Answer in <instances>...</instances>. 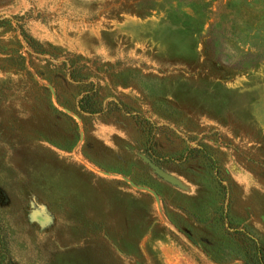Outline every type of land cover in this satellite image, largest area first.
Here are the masks:
<instances>
[{"label":"rangeland","instance_id":"obj_1","mask_svg":"<svg viewBox=\"0 0 264 264\" xmlns=\"http://www.w3.org/2000/svg\"><path fill=\"white\" fill-rule=\"evenodd\" d=\"M113 1L0 0L3 255L245 264L221 217L264 247V0H155L119 18ZM89 90L125 111L82 113Z\"/></svg>","mask_w":264,"mask_h":264},{"label":"trees","instance_id":"obj_2","mask_svg":"<svg viewBox=\"0 0 264 264\" xmlns=\"http://www.w3.org/2000/svg\"><path fill=\"white\" fill-rule=\"evenodd\" d=\"M154 2L155 0H114L112 3H108L107 5L110 7V13L116 16L117 18H119L122 14H130L138 17H147L152 13V7ZM211 18L212 21L208 31V36L214 33V29H216L217 25V19L214 18V15ZM256 56L259 57V54H254L253 56V54L248 53L247 59H251V61L243 62L237 70H244V67L246 65L253 64V61H255ZM67 64L69 77L75 82L79 81L78 76H76L78 66L75 61L69 59ZM97 98V92L95 90L87 91L78 101L80 111L84 114L89 115L125 111V107L121 103L110 101L104 104ZM188 153L191 154V159L201 154L207 160L215 162V159L206 148L196 150V148L191 147ZM221 222L223 223V225H225L226 231L229 235H231L233 238L237 239L245 245V264H264V247L261 243L252 238L246 230H243L240 226L235 225L230 219L228 213L226 215H222ZM2 246V237L0 236V264H11L7 261L5 255H3L4 250Z\"/></svg>","mask_w":264,"mask_h":264},{"label":"water","instance_id":"obj_3","mask_svg":"<svg viewBox=\"0 0 264 264\" xmlns=\"http://www.w3.org/2000/svg\"><path fill=\"white\" fill-rule=\"evenodd\" d=\"M145 161L148 162V164L159 174H163V172L155 165L153 164V162H151V160L147 159L146 157H144Z\"/></svg>","mask_w":264,"mask_h":264}]
</instances>
